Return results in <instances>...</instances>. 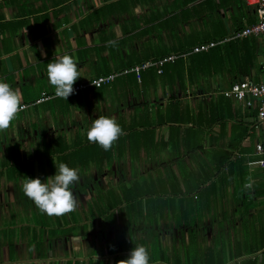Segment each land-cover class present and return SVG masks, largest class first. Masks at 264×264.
Returning a JSON list of instances; mask_svg holds the SVG:
<instances>
[{
    "label": "crops",
    "instance_id": "0c3cea01",
    "mask_svg": "<svg viewBox=\"0 0 264 264\" xmlns=\"http://www.w3.org/2000/svg\"><path fill=\"white\" fill-rule=\"evenodd\" d=\"M171 16L183 19L159 26ZM252 19L254 8L244 0H0V79L18 89L27 104L0 132V264H116L144 244L156 247L155 253L147 247L149 264H164L160 259H171L173 246L182 258L188 240H207L192 250L199 256L211 240L233 246L264 234V193L255 188L261 167L250 164L254 144L262 140L255 110L220 92L245 78L264 81L259 37L252 36L250 63L239 60L229 69L225 63L221 73L207 76L204 92L188 84L184 92L159 82L142 87L140 76L133 80L126 76L133 73H125L118 75L120 86L135 84L137 95L105 113L94 87L92 111H84L85 89L67 98L76 104H67L72 112L66 121L59 109L46 105L57 98L46 65L59 55L78 61L76 85L103 71L128 69L132 65L121 66L129 59H152L153 51L181 53L179 45L186 48L188 39L194 45L236 40L226 38ZM40 93L53 97L29 104ZM210 102L229 104L221 112L231 118L199 127L196 136H185L184 125L166 122L173 109L186 106L199 113ZM98 115L114 116L124 135L109 151L95 146V157L86 150L70 156L86 144V130ZM233 124H247L236 147L230 145L236 143L230 139ZM223 152L229 153L224 163L239 160L229 177L226 166L214 168ZM60 162L79 169L80 181L72 189L78 203L69 214L49 216L24 195L22 183L25 176L46 180ZM210 182L216 191L206 200L198 192Z\"/></svg>",
    "mask_w": 264,
    "mask_h": 264
},
{
    "label": "trees",
    "instance_id": "16d2710c",
    "mask_svg": "<svg viewBox=\"0 0 264 264\" xmlns=\"http://www.w3.org/2000/svg\"><path fill=\"white\" fill-rule=\"evenodd\" d=\"M183 4L185 5L186 1H184ZM109 7L110 6H105L104 9ZM94 13L95 12H93V14ZM180 13L181 14H179V16H182L184 11L181 10ZM180 19L183 18L178 19L176 16H171L165 21L159 23V26L162 24H176V21H179ZM252 21L253 19L249 20L248 23H252ZM184 42H186V39ZM193 43V39L192 41L188 39V41L185 43L186 48L184 49H182L184 43L180 44L179 52H187V49L194 45ZM166 54H168V52L153 51L150 55L154 60L161 58ZM254 54L255 49L252 36L242 39L230 40L228 42L222 43L221 45H216L210 48L207 52L188 54L185 56V58L178 57L172 62H166L161 66V72L159 74L156 73L154 66H150L144 70H141L139 72V83L142 87H155V85L159 82L160 85H167L170 89L176 87L182 92H184L185 87L188 84L197 87L198 92H204L203 90L207 89L205 80L207 76L221 73L225 63L228 65V69L232 68V62H237L239 60H245L247 61L246 63H250L252 57H254ZM146 59L147 56H143L142 58L135 57L134 60L129 59L123 66H121V68L131 66L134 63H141ZM107 73V71H103L101 75H105ZM126 76H129L135 80V76L133 74ZM201 81H204L203 84L205 85L199 84ZM102 87L103 86L95 89L100 90ZM88 88L90 87H86L85 90ZM227 107H229V104L224 105L220 102H210L206 108L203 110L200 109L199 113H194L186 106L182 109L178 108L177 111L175 109H168V111L171 110V113L167 114L166 122L169 123L170 126L175 123L184 125L185 136H196L199 127H210L214 123L222 124L224 120L231 118L230 114L221 112L223 108ZM193 126L197 127V129L193 130ZM246 131L247 124H233L230 131V139L235 140L236 143L230 145L236 147L238 141L245 135ZM95 146H97V144L90 143L87 140L86 144L80 147L82 149H74L69 153V155L77 157L79 156L78 154L80 151L86 150L88 156L95 157ZM198 146L199 145H196V147ZM228 158L229 153L223 152L221 163L214 166L216 171H219L223 165L226 166V173H224L225 177L226 175L228 177L232 176L231 172L235 170L236 162H239V160H236L235 162H230V160H227V162L224 163ZM225 177H220L221 183L222 181H225ZM215 191L216 184L214 182H210L207 188L200 189L198 196H205L207 200V197L213 195ZM169 201L172 202L171 200ZM154 202V200H151L150 203L153 204ZM193 245L194 240H188L183 251L184 253L182 258H180L176 252H174V254H171V259L163 255L160 260H162L164 264H264V234L258 237L257 240H242L241 245L237 242L233 246L229 243V240H214L212 245L203 247V249L199 252V256L197 253H194V251L192 254V250L194 248L195 251H197V246ZM186 248H191V250ZM154 250H152V252H154ZM150 262L153 261L151 260Z\"/></svg>",
    "mask_w": 264,
    "mask_h": 264
},
{
    "label": "clouds",
    "instance_id": "9594fccd",
    "mask_svg": "<svg viewBox=\"0 0 264 264\" xmlns=\"http://www.w3.org/2000/svg\"><path fill=\"white\" fill-rule=\"evenodd\" d=\"M46 72L55 96L67 101L75 91L74 83L81 77L78 61L68 53L59 55L47 63ZM24 107L20 91L0 79V132L6 131L11 126ZM122 135L124 130L117 119L108 115H98L86 130L87 140L97 144L104 151H109ZM54 164L55 174L44 181L38 177L25 176L22 190L41 212L49 216H62L76 210L78 201L72 189L80 181V175L79 169L70 167L66 163ZM248 187L251 185L249 184ZM149 262L147 247L136 245L130 250L126 259L117 260L116 264H149Z\"/></svg>",
    "mask_w": 264,
    "mask_h": 264
},
{
    "label": "built area",
    "instance_id": "2783aa9c",
    "mask_svg": "<svg viewBox=\"0 0 264 264\" xmlns=\"http://www.w3.org/2000/svg\"><path fill=\"white\" fill-rule=\"evenodd\" d=\"M244 2L254 8L256 19L250 25L244 26L243 28L236 30L233 34L226 38V40L233 38H246V37H259L262 41L264 47V0H244ZM216 41H203L193 45L188 52L186 53H171L161 58L157 59H148L141 63L134 64L128 69H124L118 73H108L105 75H98L91 77L83 83H79L73 86L76 90H82L86 87L98 88L103 85L109 84L114 78L118 75L125 73H133L135 77L139 78V72L150 66L155 67L157 74L161 72V66L166 62H172L178 57H184L187 54L202 53L207 52L210 48L216 45ZM260 68L262 74L264 75V53L262 55ZM92 82V83H91ZM95 84V85H94ZM221 94L227 98H231L245 107H254V123L255 127L261 132L262 140L255 142L254 144V160L250 164H255L257 166H264V81H253L251 79H242L239 81L232 82L226 89L220 91ZM51 98L50 95L46 93H40L39 97L36 98L33 102L29 103L31 105L41 103L43 101ZM27 108V104L23 103Z\"/></svg>",
    "mask_w": 264,
    "mask_h": 264
},
{
    "label": "rangeland",
    "instance_id": "374dc122",
    "mask_svg": "<svg viewBox=\"0 0 264 264\" xmlns=\"http://www.w3.org/2000/svg\"><path fill=\"white\" fill-rule=\"evenodd\" d=\"M121 79V77H116L114 81H112L110 84L103 86L100 90L95 89L96 90V94H97V103L100 101L101 105H102V109L104 111V113L106 111H108L109 109H112L113 106L117 107L119 104L122 105L124 104V98L127 97L129 95V98H132L133 96L137 95V91H136V86L135 84L129 83L126 90L124 88H122L120 86V83L118 82ZM87 98H88V102L86 104V109L84 111H92L93 107L95 106L94 103V96L91 95L90 91H94L91 88H88L87 90ZM76 92V91H74ZM74 94V93H73ZM72 94V95H73ZM71 95V96H72ZM53 97V96H51ZM94 98V99H93ZM62 98H55V100H51L48 103H46L47 107L53 108L54 110L59 109L61 111V116L62 119L64 121L67 120L68 117H70V113L72 112L71 110L68 111L66 109H68L69 107H67V104L71 103L72 106L74 107L76 103H74L73 101L70 102H66V100L62 99ZM104 99H106L107 101H104ZM87 101V100H86ZM85 103V102H84ZM83 104V103H82ZM74 109V108H73ZM61 118L56 117L55 120H60ZM257 173L262 177V180H258L256 187L258 189V191H261L264 193V167H261L258 169ZM260 177V178H261ZM215 204V203H214ZM217 205V204H215ZM264 215V214H263ZM146 231H150L148 228ZM154 233V231H153ZM201 243V246L204 245V243L207 242V240H194V245L197 246V244ZM214 243V240H211V244ZM145 245V244H144ZM148 248L150 249H155L156 247L150 246L148 244H146ZM128 248V247H126ZM176 247L173 246L172 249V253L174 254ZM180 249V247H179ZM185 247L182 248V252L180 253H184ZM191 250V248H186ZM158 251V249H157ZM154 252H156V249L154 250ZM179 254V253H176ZM183 256V254H182Z\"/></svg>",
    "mask_w": 264,
    "mask_h": 264
}]
</instances>
